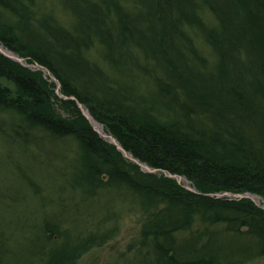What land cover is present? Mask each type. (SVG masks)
Returning a JSON list of instances; mask_svg holds the SVG:
<instances>
[{"label":"trees","instance_id":"16d2710c","mask_svg":"<svg viewBox=\"0 0 264 264\" xmlns=\"http://www.w3.org/2000/svg\"><path fill=\"white\" fill-rule=\"evenodd\" d=\"M64 3L77 15L72 28L35 0H0V44L59 82L0 52V110L18 115L2 129L5 139L21 147L30 130L69 137L81 150L73 184L136 196L145 210L139 249L147 251L138 264H227L205 232L179 240L196 216L226 224L237 242L240 234L252 238L239 255L264 257V207L217 195L250 192L264 204V0ZM204 7L216 23L202 19ZM95 43L105 47L96 49L99 61L89 54ZM79 103L125 152L159 172L143 171L104 139ZM163 171L185 176L194 190ZM20 177L31 184L23 171ZM27 243L42 264H76V250L43 252ZM7 250L1 239L0 263Z\"/></svg>","mask_w":264,"mask_h":264},{"label":"rangeland","instance_id":"374dc122","mask_svg":"<svg viewBox=\"0 0 264 264\" xmlns=\"http://www.w3.org/2000/svg\"><path fill=\"white\" fill-rule=\"evenodd\" d=\"M35 1L36 8L40 11L49 12L56 22L72 28L77 15L64 0ZM200 14L207 23H216L209 9L204 7ZM193 35L202 51L211 56V51L197 34ZM102 48L105 47L93 44L89 49L90 57L99 61L97 50ZM1 82L11 91L10 96L17 97L12 82L5 79H1ZM53 107L60 109L57 103ZM17 116L10 109L0 110V240L8 249L0 264H42L36 258V253L33 256L34 248L27 243L29 239L34 242L32 247L35 244L37 251L76 250V264H129L133 261L138 264L144 261L147 251L139 249L142 247L139 235L144 219L142 213L145 210L137 197L115 186L103 185L91 193L89 186H81L74 181L73 184V166L80 158L81 150L79 144L69 137L54 139L44 130H30L23 134L20 142L17 139L19 143H24L21 146L23 149L13 144L12 140L5 139L2 129L15 126ZM22 171L28 175L33 185L23 182L24 178L20 177ZM151 172L159 171L155 169ZM163 172L170 177L166 171ZM185 179L188 182L180 183L188 185L190 189L185 186L187 189L194 190L191 181L186 177ZM219 194L222 193L217 195L233 197ZM256 200L259 205H264L259 197L256 196ZM192 224L189 230L178 235L179 240L185 239L187 235L194 237L205 232L207 236L204 240L210 237L216 248L224 250L218 251L227 264H239V259L241 264H264V257L261 255L251 254L245 258L242 254L239 255L240 244H255L252 238H245L244 234H240L237 242L235 235L226 231V224H210L200 216H196ZM49 226H53L51 231L47 229Z\"/></svg>","mask_w":264,"mask_h":264},{"label":"water","instance_id":"95a60500","mask_svg":"<svg viewBox=\"0 0 264 264\" xmlns=\"http://www.w3.org/2000/svg\"><path fill=\"white\" fill-rule=\"evenodd\" d=\"M0 52L3 55L8 56V57H10L11 59H13L15 61H19L21 64H23V65H25L27 67L28 66H32V67H34L36 69L39 68V69L43 70L44 73L51 75V73L48 72V70L45 69L44 67H42L40 64L37 65V64H28V63H26V60L23 57H20L17 53L13 52L12 50H9L7 47H3L1 44H0ZM51 78L53 80H55L52 75H51ZM55 81L57 83V87H59V82L57 80H55ZM57 93H58V95L60 97L66 98L62 93H60L59 90L57 91ZM72 98L73 97H71V99ZM79 107H80L81 111L83 112V114H85L86 117L88 118V120L92 123V125L97 130V132H99L105 139L107 138L109 140V142H112L117 147V149L119 151H121L126 157L131 158L134 162L138 163L141 166V168L143 170H145V171L151 172V171H154L155 170L153 168H149V166L146 165L144 162H141L140 160L134 158L129 152H125L124 149L122 148V146L119 144V142H116V140L111 135L105 133V131H103V129H102V126L97 121H94L93 120V118L91 117L89 111H87L80 103H79ZM168 175H170V177H175L178 182H180V181L181 182L186 181V179H185L184 176L182 177V176H178L176 174H172L171 175L169 173H168ZM186 182H188V181H186ZM186 187L189 188L188 185ZM223 194L233 195V197H236V198H238V197H247V198H249L250 197L252 200H254L259 205L258 200H256L255 194H252L250 192L249 193H238V194L227 192V193H222V194H219V195H223ZM261 206L264 207V205H261Z\"/></svg>","mask_w":264,"mask_h":264}]
</instances>
